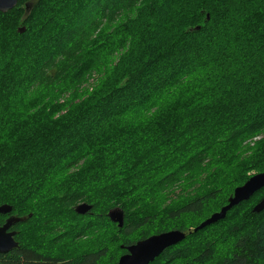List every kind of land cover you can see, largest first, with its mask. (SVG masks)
Returning <instances> with one entry per match:
<instances>
[{
  "label": "trees",
  "instance_id": "16d2710c",
  "mask_svg": "<svg viewBox=\"0 0 264 264\" xmlns=\"http://www.w3.org/2000/svg\"><path fill=\"white\" fill-rule=\"evenodd\" d=\"M25 1L0 12V205L23 218L0 264H108L105 245L50 250L97 211L121 256L155 226L217 212L264 171V0H39L20 21ZM263 197L200 230L174 226L185 238L149 264H264ZM81 202L91 210L76 213ZM214 225L226 242L204 234Z\"/></svg>",
  "mask_w": 264,
  "mask_h": 264
},
{
  "label": "water",
  "instance_id": "95a60500",
  "mask_svg": "<svg viewBox=\"0 0 264 264\" xmlns=\"http://www.w3.org/2000/svg\"><path fill=\"white\" fill-rule=\"evenodd\" d=\"M19 0H0V12L6 13L14 8ZM208 18V16H207ZM198 29V27L196 28ZM23 27H19L20 33L24 32ZM264 186V171L255 173L249 177L242 185L234 188L232 194L227 199V204L222 206L218 212H214L205 219L196 229L212 224L225 217L226 212L243 200H247L254 192ZM91 205L81 202L75 206L76 213L84 214L91 210ZM264 209V197L253 207L254 212H260ZM12 206L3 203L0 205V214H9ZM111 221L115 222L118 227L123 226L124 212L120 208H113L108 212ZM23 220L21 217L9 215L3 224L0 225V253H7L17 247L18 242L14 236L16 231L9 230L15 223ZM186 233L179 229H171L158 234L150 235L143 239H138L126 247L127 252L122 254L117 264H149L164 249L174 245L184 239Z\"/></svg>",
  "mask_w": 264,
  "mask_h": 264
},
{
  "label": "rangeland",
  "instance_id": "374dc122",
  "mask_svg": "<svg viewBox=\"0 0 264 264\" xmlns=\"http://www.w3.org/2000/svg\"><path fill=\"white\" fill-rule=\"evenodd\" d=\"M37 1H39V0H26L22 4L23 13L19 18L20 21H22L23 19H25L27 17L29 11L35 5V3ZM58 1L59 0H54L55 3H57ZM79 1L80 2L83 1V5H84L87 3L88 0H79ZM20 27H23L25 29L24 32L26 31L27 27L25 25H21ZM36 40H38V38ZM99 77L100 76H98V74L96 75V72L93 71L92 74L86 79V81L83 82L78 87V89L79 90L85 89L87 92H89L88 90L91 91L92 87L95 86V84L98 82L97 79H99ZM69 95H70L69 93H64V94L60 95L58 97L57 102L58 103L63 102V101H65V99L67 97H68L67 98V100H68L70 98ZM200 175L205 176V173L200 172ZM228 197H227V199H228ZM160 201H161V203H164L165 201L169 202V198L162 197ZM119 208H121V207H119ZM219 210H217V212ZM108 212H107V217L109 218ZM211 214L210 213H208L206 215L203 214V215H199L198 217H194L193 215L183 216L181 219H178L175 221H170V222L164 224L163 228H165V230H163V231L175 229L173 227L179 226V225L184 226L186 228L187 231H185V232H190V231L192 232V231H194L193 229L200 230L206 226H204L200 229H196V227H198L205 219L209 218L211 216ZM86 216L87 217H82L81 219H78L76 217L77 219L75 218L74 219L75 221L71 222V225H74L76 228V231L74 232V235H76V236L72 235V236H74L72 239L69 238L67 241H64L62 243H59L58 245H55L50 250V256L70 258V257L76 256V255H79L83 252L91 251L93 249H96V248H99V247L105 245L108 247V256L105 258V263L113 264L115 257L117 260L120 257V255H116L114 252V246H115L114 245V228L112 226H110V232L108 234H104V233L100 232V230L97 227L99 224L100 225H106V223L103 222V217L106 215H104L103 213L97 212V211H93V212H89V214ZM129 220H130V217L127 216V223H129ZM83 226H85V227L83 228ZM160 227L155 226L151 232V235L159 233V232H157V229L159 230ZM87 228H89V229H87ZM217 228L221 230L220 226L214 225V226H212V228L206 229L204 231V234L210 235V237L212 238L211 241H214L218 244H222V243L226 242V240L228 238V236H226L227 232H224L223 234L225 235V237L223 239H220ZM83 229H86V232H84L83 234L82 233L78 234L81 230L83 231ZM78 235H82V236L80 237ZM225 246H226V244H224L221 247H225ZM46 247L47 246H45V247L40 246V250L42 252L48 253V249H46Z\"/></svg>",
  "mask_w": 264,
  "mask_h": 264
},
{
  "label": "flooded vegetation",
  "instance_id": "af4514ba",
  "mask_svg": "<svg viewBox=\"0 0 264 264\" xmlns=\"http://www.w3.org/2000/svg\"><path fill=\"white\" fill-rule=\"evenodd\" d=\"M2 215H4V220H3V222H2L1 224L4 223L5 219H6L9 215H13V214L9 213V214H2ZM17 223H18V222H17ZM17 223H15L13 226H15ZM1 224H0V225H1ZM13 226H12V227H13ZM12 227H11L9 230H14ZM15 235H16V233H15ZM14 239H15V241H17L16 238H15V236H14ZM17 246H18V244H17Z\"/></svg>",
  "mask_w": 264,
  "mask_h": 264
}]
</instances>
